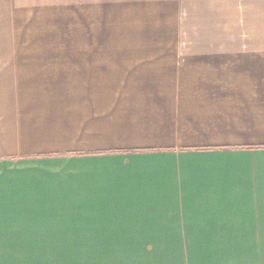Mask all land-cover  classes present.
I'll return each mask as SVG.
<instances>
[{
    "label": "crops",
    "instance_id": "obj_1",
    "mask_svg": "<svg viewBox=\"0 0 264 264\" xmlns=\"http://www.w3.org/2000/svg\"><path fill=\"white\" fill-rule=\"evenodd\" d=\"M215 2L225 5L224 0H0V12H211ZM116 57L79 54V81H71V70L49 66L47 73L39 67L42 73L28 83L27 65L15 63L14 81L0 85V264H12L18 248L8 229L22 182L75 192L96 177L113 180L93 190L83 218L98 236L111 234L100 232L99 222L118 228L120 222L166 220L167 213L192 206L194 197L206 198L222 206L207 224L224 227L208 230L260 238L254 261L246 264H264V88L252 79L259 77L262 58L224 47ZM42 83L69 91L77 83L79 99L46 97L37 92ZM26 89L37 91L22 95ZM145 183L152 185V204L138 209L136 194ZM189 230L186 235L193 236ZM132 250L146 251H125Z\"/></svg>",
    "mask_w": 264,
    "mask_h": 264
},
{
    "label": "rangeland",
    "instance_id": "obj_2",
    "mask_svg": "<svg viewBox=\"0 0 264 264\" xmlns=\"http://www.w3.org/2000/svg\"><path fill=\"white\" fill-rule=\"evenodd\" d=\"M224 3L215 2L213 7L209 6L214 10L211 12H0V85L7 86L12 78L14 81L12 71L15 63L20 62L30 70L24 72L30 77H23L28 78V83L35 80L32 76L42 73L36 71L39 67L47 73L49 66L55 71L71 70V81H79L76 71L79 54L97 53L109 59L121 54L223 51L224 47L232 53H255L262 58V70L257 72L259 77L253 75L252 79L261 80L258 84L264 88V0H224ZM216 41L228 43L212 44ZM15 81L14 84L17 79ZM48 84L42 83L39 91L26 89L22 95L32 96L37 91L58 100L79 99L77 83L71 91L62 84L56 88ZM8 91L6 94H10ZM181 207L183 213H167L166 220L119 223L123 227L118 228L125 232L126 249H146L125 251L126 264H171V258L177 254L191 256L194 243L207 255L236 257L240 264L254 261L257 245H261L260 238L235 236L233 231L208 230L224 228L207 224L208 219L220 215L216 210L222 206L210 208V214L199 226V238L186 235L195 226L194 218L189 214L191 206ZM150 215L155 217V214ZM99 224H104L99 229L103 233H111L115 228L110 227L113 224L110 222ZM207 237L225 241V247L215 251L209 249Z\"/></svg>",
    "mask_w": 264,
    "mask_h": 264
},
{
    "label": "clouds",
    "instance_id": "obj_3",
    "mask_svg": "<svg viewBox=\"0 0 264 264\" xmlns=\"http://www.w3.org/2000/svg\"><path fill=\"white\" fill-rule=\"evenodd\" d=\"M113 182L96 177L84 181L80 190H61L56 185L36 188L22 182L18 186L19 208L8 231L15 238L17 251L12 264H126V238L123 228H114L107 239L90 231L83 222L89 215L93 190ZM138 209L152 204L153 188L145 183L136 194ZM206 198L194 197L189 214L194 218L193 235L199 238V226L210 214ZM213 251L225 247V241L207 237ZM240 264L236 257L207 255L196 244L191 256L175 255L171 264Z\"/></svg>",
    "mask_w": 264,
    "mask_h": 264
}]
</instances>
